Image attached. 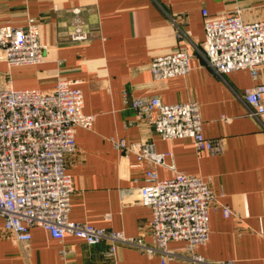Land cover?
I'll use <instances>...</instances> for the list:
<instances>
[{
  "label": "crops",
  "instance_id": "obj_1",
  "mask_svg": "<svg viewBox=\"0 0 264 264\" xmlns=\"http://www.w3.org/2000/svg\"><path fill=\"white\" fill-rule=\"evenodd\" d=\"M72 7L82 8L83 27L92 35L86 42L68 38ZM203 8L213 15L238 8L246 20L264 17V0H0V20L24 25L33 17L45 46L39 64L0 62V86L6 73L15 88L50 90L59 78L80 81L83 111L93 114L94 120L90 129H76V151L65 162L74 188L70 219L144 235L151 211L131 203L130 195L151 166L113 142H150L155 151L165 154L163 163L155 167L158 177H171L174 170L198 175L219 195L218 204L209 211L208 241L197 246V253L208 260L264 264V113L259 119L246 115L232 94V89L264 82V67L256 81L247 70L216 77L194 48H200L204 39ZM177 26L186 37L177 36ZM177 49L190 53L189 71L153 80L150 59ZM141 95H156L164 103L196 100L204 136L220 138L223 151L197 150L189 137L160 138L130 108L131 97ZM222 204L228 205L231 216L223 215ZM2 222L0 217V226ZM30 233L26 250L0 237V264H114L104 254L105 242L88 245L71 234L59 241L39 225L32 226ZM144 239L151 242L148 234ZM182 246V241L169 242L179 251ZM61 249L66 250L65 259ZM116 264L161 262L158 255L119 247ZM166 264L190 263L174 259Z\"/></svg>",
  "mask_w": 264,
  "mask_h": 264
},
{
  "label": "built area",
  "instance_id": "obj_2",
  "mask_svg": "<svg viewBox=\"0 0 264 264\" xmlns=\"http://www.w3.org/2000/svg\"><path fill=\"white\" fill-rule=\"evenodd\" d=\"M70 11L69 40L86 42L92 35L83 27L82 8L72 7ZM202 14L204 39L200 48H194L205 64L221 79L228 72L247 70L256 81L264 67V17L243 19L238 8L216 15L203 8ZM177 36H185L179 26ZM44 49L33 17L24 25L0 20V62L7 66L39 64ZM189 58L186 49L153 56L148 65L152 79L185 75L190 69ZM6 77L0 86L1 238L13 240L26 250L30 228L39 225L59 241L71 234L88 245L107 243L104 254L113 258L114 264L119 247H134L149 257L158 255L161 264L174 259L190 264H234L233 260H208L196 251L208 241L209 211L218 204L219 195L198 175L174 170L171 177H158L155 167L163 163L165 154L155 151L150 142L118 139L113 143L121 151L133 152L138 162L150 163L143 183L131 188L130 202L150 209L144 235L148 234L151 242H146L144 235H126L70 219L74 188L65 162L76 151V129H90L94 120L93 114L83 111L80 81L59 78L52 89L41 90L15 88L8 73ZM126 94L124 91V97ZM232 94L246 115L259 119L264 113V82L240 91L232 89ZM130 108L162 139L189 137L197 150L211 154L223 151L220 138L204 136L196 100L164 103L156 95L132 96ZM220 206L225 217L233 214L228 205ZM171 241H182V250L170 248ZM60 254L65 259L66 250L61 249Z\"/></svg>",
  "mask_w": 264,
  "mask_h": 264
}]
</instances>
